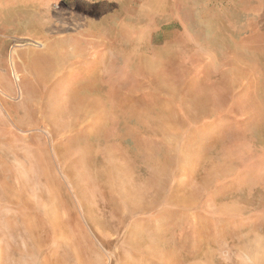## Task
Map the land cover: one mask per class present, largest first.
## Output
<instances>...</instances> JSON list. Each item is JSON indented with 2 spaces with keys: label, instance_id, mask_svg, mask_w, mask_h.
<instances>
[{
  "label": "rangeland",
  "instance_id": "rangeland-1",
  "mask_svg": "<svg viewBox=\"0 0 264 264\" xmlns=\"http://www.w3.org/2000/svg\"><path fill=\"white\" fill-rule=\"evenodd\" d=\"M24 1L0 264H264V0Z\"/></svg>",
  "mask_w": 264,
  "mask_h": 264
},
{
  "label": "crops",
  "instance_id": "crops-1",
  "mask_svg": "<svg viewBox=\"0 0 264 264\" xmlns=\"http://www.w3.org/2000/svg\"><path fill=\"white\" fill-rule=\"evenodd\" d=\"M28 8H31V4L25 1L22 2V0H0V48L2 47L6 51L10 45L4 40L5 38H3V33L1 30H4L5 26L12 25L15 22L16 17L22 14ZM23 53H27V54H23ZM29 54L30 52L27 51L26 52L22 51L17 53L14 52L15 56L20 57L16 59L17 63L15 65L22 63L23 57L20 55L23 56L26 55L24 63L28 65L30 63V58L28 57Z\"/></svg>",
  "mask_w": 264,
  "mask_h": 264
}]
</instances>
